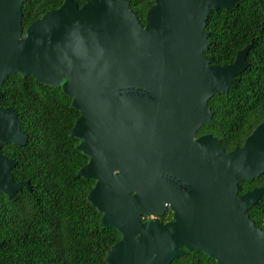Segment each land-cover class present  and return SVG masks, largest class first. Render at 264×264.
<instances>
[{
    "label": "water",
    "instance_id": "95a60500",
    "mask_svg": "<svg viewBox=\"0 0 264 264\" xmlns=\"http://www.w3.org/2000/svg\"><path fill=\"white\" fill-rule=\"evenodd\" d=\"M24 1L0 0V86L30 74L60 85L79 110L69 134L88 160L77 174L95 181L87 197L101 226L121 234L107 264H170L187 250L217 264H264V230L247 213L264 187L238 193L264 173V121L229 151L211 133L194 138L212 122L208 100L249 64L251 43L224 65L204 53L208 14L236 0H154L144 24L129 0H64L25 31ZM27 139L17 112L0 105V194L31 190L1 152ZM166 202L174 220L162 222Z\"/></svg>",
    "mask_w": 264,
    "mask_h": 264
},
{
    "label": "trees",
    "instance_id": "16d2710c",
    "mask_svg": "<svg viewBox=\"0 0 264 264\" xmlns=\"http://www.w3.org/2000/svg\"><path fill=\"white\" fill-rule=\"evenodd\" d=\"M64 0H25L24 31L35 19ZM81 6L85 0H74ZM154 0H129L139 21ZM210 32L205 55L211 63H231L238 49L251 43L248 66L237 75V85L214 94L208 105L212 122L198 134L211 133L225 150L243 144L264 121V0H236L230 8L212 10L206 19ZM1 106H10L28 135L24 145L2 144L1 152L17 163L15 181L28 179L31 190L11 197L0 194V264H107L110 247L121 237L115 228L100 224L102 213L87 197L95 181L77 174L88 157L77 149L79 138L69 130L79 116L61 86L37 81L32 75L10 73L0 86ZM264 187V173L239 183V193ZM247 213L264 230V195ZM170 264H217L202 251H190Z\"/></svg>",
    "mask_w": 264,
    "mask_h": 264
},
{
    "label": "flooded vegetation",
    "instance_id": "af4514ba",
    "mask_svg": "<svg viewBox=\"0 0 264 264\" xmlns=\"http://www.w3.org/2000/svg\"><path fill=\"white\" fill-rule=\"evenodd\" d=\"M198 130H199V129H198ZM198 130H197V132H196L194 138H196L197 136H200V135H202V134H208L207 132H205V133H201V134H198ZM220 141H221V140H220ZM223 148H224V147H223ZM233 148H234V147H233ZM226 151H227V150H226ZM228 151H229V150H228ZM238 193H239V192H238ZM239 194H241V193H239ZM165 205H166L165 210L163 211V213H161L160 215H158L157 218H158L159 220H161L162 222L173 221V220H174V216H173L174 211H173V209L170 207L169 202H166ZM146 218H147V216L144 215V216L141 217V220H145Z\"/></svg>",
    "mask_w": 264,
    "mask_h": 264
}]
</instances>
